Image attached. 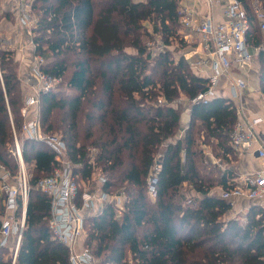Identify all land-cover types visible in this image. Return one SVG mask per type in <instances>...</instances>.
<instances>
[{"label":"trees","instance_id":"1","mask_svg":"<svg viewBox=\"0 0 264 264\" xmlns=\"http://www.w3.org/2000/svg\"><path fill=\"white\" fill-rule=\"evenodd\" d=\"M238 1L250 17L253 48H260L264 33L254 0ZM257 1L264 10V0ZM180 2L34 0V54L44 59L45 74L60 79L39 96L40 126L46 135L60 134L75 178L89 180L97 170L105 179L100 191L123 199L120 219L112 201L85 218L84 247L98 264H264V207L254 205L245 216L228 218L233 205L212 193L239 184L230 143L237 107L223 96L189 102V121L180 137L184 109L177 101L194 99L206 80L183 56L176 60L161 52L153 57L148 46L158 35L167 46L173 40L186 45L178 34ZM259 59L264 96V52ZM19 67L16 51L1 38L0 164L12 175L19 163L9 149L13 129L21 135L26 93ZM160 97L164 104L158 103ZM21 143L34 186L59 163L44 142L23 138ZM82 195L79 189V205ZM4 201L0 191V231ZM50 217L51 200L32 190L15 264H69V249L53 238ZM13 248L14 239L0 246V264H12Z\"/></svg>","mask_w":264,"mask_h":264},{"label":"built area","instance_id":"2","mask_svg":"<svg viewBox=\"0 0 264 264\" xmlns=\"http://www.w3.org/2000/svg\"><path fill=\"white\" fill-rule=\"evenodd\" d=\"M18 11V18L30 35L36 26L32 5L34 0H9ZM205 8V10H204ZM254 15L264 33V10L257 0L253 2ZM180 27L179 36L191 48L181 56L185 58L191 70L206 81L191 104L207 103L223 96L235 102L248 87L250 70L254 64V50L251 39V21L244 4L238 0H181L178 8ZM44 59L35 57L31 73L23 82L26 93L21 114L24 123L21 135L30 140H39L49 146L59 166L48 177L39 179L31 185L30 174L23 161L22 143L17 132L14 133L12 152L19 163L18 173H12L0 164V191L5 196V215L2 218L0 246H7L14 239L13 261L15 264L25 229L29 194L32 190L46 195L51 200L50 230L55 240L65 245L70 252L69 264H96L94 255L85 247L79 248V242L85 234L84 221L101 203L112 201L116 212L121 214L122 197H110L100 192L98 195L84 193L81 205L77 203L79 184L73 175V164L67 158V146L56 135H46L39 122V96L53 90L60 79L45 74L41 65ZM166 101L160 97L159 104ZM239 120L231 133L230 143L236 153L249 149L259 142L256 126L263 118H256L251 124ZM258 158L264 159V148L257 149ZM100 184L105 182L99 177ZM237 186L220 188V195L232 205L238 199L259 202L264 207V171L247 175ZM155 178H151L150 196L155 198ZM100 205V207H101ZM99 207V208H100ZM99 210V209H98ZM17 212L20 214L17 216Z\"/></svg>","mask_w":264,"mask_h":264},{"label":"crops","instance_id":"3","mask_svg":"<svg viewBox=\"0 0 264 264\" xmlns=\"http://www.w3.org/2000/svg\"><path fill=\"white\" fill-rule=\"evenodd\" d=\"M7 3L8 6H12L15 10H17L16 7L12 4V2L9 1ZM8 39L7 42L10 41L11 43L13 41L11 38ZM13 39L16 43L15 51L17 56L19 57L18 60L20 62L19 71L22 74L20 75V78L22 82H24L26 75L31 73L32 67L35 62L34 49L30 48L32 44L31 43L32 40L28 38L26 43H22L19 34L16 37L14 36ZM12 44L13 42L11 43V45L9 44V46H12ZM252 69L253 66L250 70L249 78L247 80L249 86L247 87L246 90L243 91V93L240 95V98L235 102H233V104H235V106H237L240 109V113H241L240 121L242 123L247 125L251 124L252 121L256 118H263V122L256 126V131L258 132V136H259V140H258L259 142H255L252 145V147H250L247 150H244L242 153H236L237 161L235 163V169H236V173L239 175V178L237 179L238 182H242V180L247 175L264 171V159L258 158L257 155V149L259 147L264 148V96L257 86L252 87L249 84V79L251 81L253 78V74L251 73ZM24 89L26 91L25 86ZM188 121H189V116L185 126H187ZM185 126L181 128V131L187 128ZM214 160L218 162V160H216L215 158ZM218 190L220 191V187L216 189V191ZM254 205L261 206L259 202H254L243 198L238 199L227 216L228 218L236 217V216H244L245 213L247 214L249 208ZM96 206H97V202H96Z\"/></svg>","mask_w":264,"mask_h":264},{"label":"rangeland","instance_id":"4","mask_svg":"<svg viewBox=\"0 0 264 264\" xmlns=\"http://www.w3.org/2000/svg\"><path fill=\"white\" fill-rule=\"evenodd\" d=\"M9 0H0V11H1V17H0V39L4 38V39H8L11 38L13 41L12 46H10V48H12L13 50H16V43L13 39V37L17 36L19 34V37L22 40V43H26L27 39H31L32 40V35H30L28 33V30L20 24L19 22V18H18V11L15 10L12 6H8ZM6 12L9 13L10 17L9 18H5V16H3V14ZM34 14V12H33ZM34 18L35 20H37V16L36 14H34ZM146 26L149 28L151 34L153 33L152 31V26L150 23H145ZM9 40V39H8ZM11 42V43H12ZM8 46L9 44L11 45L10 41L7 42ZM32 43V42H31ZM148 46L151 50L152 56L156 57L158 56L161 52H169L171 55V58L174 59H178L179 57H181L182 54H184V52L188 51L191 46H187L184 45V47H182L181 44H179V42L173 40V42L171 43V45L167 46L165 44V42L162 40V38L158 35L155 36L151 41H148ZM31 49H34V45L33 43L31 44ZM128 52H133V50H128ZM264 52V42L262 43V47L260 48H255L254 50V65H253V69H252V74H253V78L250 81L249 79V84L252 87H258L260 89V75H261V62L259 59L260 53ZM28 54V53H27ZM17 59H19V57L17 56ZM20 70V67H19ZM22 75L19 71V76ZM29 76V74L26 75V77ZM25 77V78H26ZM24 79V78H23ZM249 86V85H248ZM190 101L186 98V97H181L178 101V103H182V109H184L183 113H182V127L186 125V121L188 120V116L190 114ZM237 107V106H236ZM238 108V107H237ZM187 127V126H185ZM185 130H182L179 134L180 137L183 136ZM55 135L60 136V134L54 132ZM23 136L20 135L19 136V141L23 142ZM13 147H11L9 150H12ZM205 154L210 156V158L214 160L217 159L214 155V153L212 152V149L210 147H205ZM30 177H31V173L29 170V168L27 169ZM99 177L100 174L97 170H95V172L92 174L91 178L89 180H82L80 178V176H76L78 184H79V189L82 191V193H93L98 195L101 191H100V181H99ZM217 189V188H216ZM216 189L212 190V193L215 195H220V191H216ZM189 194V193H187ZM191 195V194H190ZM97 202V200H95ZM123 201V199H122ZM101 203L97 202V208L92 210L90 213H97L99 207H100ZM246 214V213H245ZM244 214V216H245ZM117 218L120 219L121 214H119L118 212H116ZM84 237H82L80 239L79 242V248L84 247V242H83ZM95 258V257H94ZM96 260V264H98V260L95 258Z\"/></svg>","mask_w":264,"mask_h":264}]
</instances>
